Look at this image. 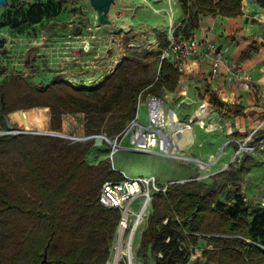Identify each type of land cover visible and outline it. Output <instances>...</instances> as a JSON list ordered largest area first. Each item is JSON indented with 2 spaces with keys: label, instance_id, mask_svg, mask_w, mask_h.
<instances>
[{
  "label": "trees",
  "instance_id": "trees-1",
  "mask_svg": "<svg viewBox=\"0 0 264 264\" xmlns=\"http://www.w3.org/2000/svg\"><path fill=\"white\" fill-rule=\"evenodd\" d=\"M178 1L187 8L188 0ZM242 2L196 0V17L216 13L238 17ZM38 9L20 10L7 25L15 27L18 18L33 13L45 14L41 6ZM5 47L2 38L0 131L7 130L6 117L18 110H29L13 114L24 130H38L46 119L42 108H49L55 131H62L64 115L84 114L88 135L112 138L134 119L140 95L174 93L182 75L164 60L160 76L152 80L149 64L134 65L126 59L96 89L56 81L36 90L21 83L7 66ZM211 101L222 106L214 95ZM94 148V140L72 143L41 135L0 136V264H42L45 254V264H108L121 211L105 207L100 193L105 182H120L124 176L105 159L89 162ZM224 175L225 171L217 177ZM207 187L190 180L154 192L142 251L150 248L155 264H186L197 249H202L204 260L192 264H264V208L249 212L239 194L230 206L220 200L218 191L203 197ZM202 240L207 241L205 247Z\"/></svg>",
  "mask_w": 264,
  "mask_h": 264
},
{
  "label": "rangeland",
  "instance_id": "rangeland-1",
  "mask_svg": "<svg viewBox=\"0 0 264 264\" xmlns=\"http://www.w3.org/2000/svg\"><path fill=\"white\" fill-rule=\"evenodd\" d=\"M195 1L188 0L187 8L184 9L178 0H115L111 10L115 25L101 27L89 0H9V7L0 8V39L5 40L7 54L5 63L14 69L13 73L20 78L21 83L36 90L52 86L56 81L87 91L96 89L105 84L126 59L131 60L134 65L149 64L150 77L157 80L160 76L162 51L168 47L172 37L182 35L190 39L193 31L199 28L201 17H196ZM40 6L45 10L44 15L33 13L26 18H18L15 27L7 25L8 20H16V13L20 10L37 12ZM48 8L50 12L47 11ZM0 80H3V76H0ZM197 91L199 99L206 98L208 92L204 89ZM161 97L166 100L167 108H175L178 112L179 121L172 125L171 130L189 124L192 125L194 134L196 133L194 144L186 147L182 153L190 154L189 150L192 153L207 151L211 146L216 148L218 145L223 146L228 140L235 141L205 159V162H212L221 155L210 166L151 155L175 162L162 169L156 166L155 160H160L158 158L140 157V153L123 150L114 155L110 162L112 169L115 166L134 177L154 176L157 186L164 188L174 182L184 183L190 180H199L210 186L217 179L216 191L220 192L222 202L230 206L239 194L249 212L264 208V121L257 122L254 129L244 130L242 135L234 134L229 123H225L227 115L220 113L215 119L212 116L213 108L201 102L189 108L185 107L184 102L190 101L192 92L188 95L164 92ZM202 106L203 110L200 109ZM21 111L28 110L15 112ZM47 112L51 114L50 110ZM139 113L141 122L147 124V110L144 105L140 106ZM11 114L10 119L13 117ZM84 122V114H67L62 120V125H66V132L64 127L62 131H49L69 136L65 140L72 143H89L93 140H79L89 136ZM17 126L20 125L14 127L18 128ZM38 129L46 130L45 124L40 123ZM255 129H259L258 132L250 137ZM117 136L111 139H116ZM245 142L246 150L241 151V145ZM259 142L262 144L254 150L252 146ZM125 144L128 145L129 142ZM94 149L97 153L92 156L99 160L112 153V146L107 142L101 150L98 147ZM231 158V162L225 166L223 161ZM89 162H93L92 157H89ZM224 171L226 175L217 177ZM140 204V201L136 202L133 209L138 211ZM146 214L137 233L134 255L137 263L155 264L152 250L149 248L143 252L141 249V238L150 217ZM200 243L201 247H205L207 241L202 240ZM198 250L201 253L202 249Z\"/></svg>",
  "mask_w": 264,
  "mask_h": 264
},
{
  "label": "crops",
  "instance_id": "crops-1",
  "mask_svg": "<svg viewBox=\"0 0 264 264\" xmlns=\"http://www.w3.org/2000/svg\"><path fill=\"white\" fill-rule=\"evenodd\" d=\"M193 36L202 42L213 41L227 47L228 62L236 66L241 75L250 77L251 89L249 91L244 90L239 84L232 81V76L225 67L220 69L218 75H213L208 62H200L195 58H189L186 60L185 71L181 75L180 84L175 93L188 95L189 92H192V97L189 99L190 101L187 103L184 102V104H188L187 108L200 104L199 102H201V104L203 103L213 108L212 111H214V114L212 116H214L215 119L218 118L220 113L227 115L225 116V118H227L225 123H229L234 134L242 135L244 130L254 129L257 122L261 120L264 121V0H254L252 3L243 0L242 15L238 17H224L218 13L201 16L199 28L193 31ZM192 89L195 90L193 91ZM197 89H204L208 92L205 99L202 100L198 98ZM212 95L218 98L222 104L221 107H217L212 103ZM203 107L204 106L200 109L203 110ZM42 109H44V116L46 117L45 129L47 131L53 130L51 127V114L47 112L50 109ZM15 113L11 115L13 116ZM177 113L174 112L176 115ZM233 114H235V116ZM13 117L10 119L13 127L20 125L17 126L18 128L16 129L26 128L19 119ZM63 117H67V115ZM197 117L200 118L199 115H197ZM177 121H179L178 117ZM190 126L193 130L192 125ZM63 127V130H65L66 125ZM195 141L196 133L194 134L193 144ZM219 146L222 145H218L216 148L215 146H211L209 150L198 153H192V151L189 150V153L205 160L212 157L219 149L222 150L224 144L222 147ZM100 148L101 147H98V149ZM94 153L97 152L94 151L92 154L94 155ZM92 154L90 155V157L93 158L92 163H99V161L106 158L104 157L99 160L97 157H93ZM139 156H147L150 159H160L158 161L155 160L157 164L155 165L159 168L162 167V169L175 164L173 160L165 158H155L154 156H148L146 154H139ZM231 160L232 158L223 161L224 165L226 166V163L229 161L231 162ZM211 247L212 246H210V248ZM196 252L197 256H202V251L199 253L197 249Z\"/></svg>",
  "mask_w": 264,
  "mask_h": 264
},
{
  "label": "built area",
  "instance_id": "built-area-1",
  "mask_svg": "<svg viewBox=\"0 0 264 264\" xmlns=\"http://www.w3.org/2000/svg\"><path fill=\"white\" fill-rule=\"evenodd\" d=\"M1 42V39H0ZM6 51V49H4ZM228 48L213 41H199L196 37L190 39L178 35L172 37L168 47L162 51L161 61L169 60L175 67L183 73L185 71L186 60L195 58L200 62H208L210 64L211 72L213 75H218L220 69L225 67L229 74L232 76L231 80L239 84L244 90L251 89L250 77L241 75L239 70L233 64H230L227 59ZM144 105L147 110L148 123L141 122V115L139 108ZM176 110L167 108L166 100L161 96L148 95L144 97L139 96L137 113L134 119L124 129V131L117 136L114 140L120 146L116 152L112 150V161L114 155L120 151H128L132 153H140L146 155L161 156L164 154L162 148L166 141L164 131L168 127L170 115ZM177 113V112H176ZM186 123V122H182ZM264 126V123L262 124ZM259 129H255L250 137L256 135ZM99 135H89L88 140H94V137ZM87 137V136H86ZM121 142L119 143V139ZM109 139V138H108ZM129 144H125V142ZM235 140H228L224 146H228ZM124 143V144H123ZM262 143L252 146L254 150ZM247 143L241 145V149L246 148ZM114 171L123 174L124 180L120 182L107 181L103 184L100 193V202L108 208H116L121 211V219L115 234V238L111 248V258L108 264H140L134 255V245L137 239L135 234L136 223L138 219V212L146 206L147 213L150 216L152 208V200L154 192H165L167 187L161 188L156 184L154 176H129L124 171H120L113 166ZM140 201V209L138 211L133 209V205ZM147 214H145V217ZM142 220L141 225L143 224ZM140 225V227H141ZM169 242V240H168ZM132 254L129 255L126 250L129 249ZM197 250L192 252L189 261L186 264H192L198 259L203 261V256H197ZM161 258L162 254L159 255Z\"/></svg>",
  "mask_w": 264,
  "mask_h": 264
},
{
  "label": "bare ground",
  "instance_id": "bare-ground-1",
  "mask_svg": "<svg viewBox=\"0 0 264 264\" xmlns=\"http://www.w3.org/2000/svg\"><path fill=\"white\" fill-rule=\"evenodd\" d=\"M175 122H177V115L173 113L169 117L167 129L164 131V136H165L166 141L164 142V144L162 146V148L164 149V154H162L160 157L184 159L186 161L198 163V164H201L203 166L213 165L214 163H216L221 158V155H220L219 157L213 159L212 162L211 161L205 162L204 160H202L196 156H193L191 154L182 153V151H184V149L186 147L193 144L194 134H193V130L189 124H184L183 127L180 129L173 128V130L171 131L172 125ZM170 126H171V128H170ZM31 132L45 133V132H51V131L38 129V130H31ZM79 140H84V137H82V139H79ZM110 143H111L112 147L114 148V152H116L118 149H120V146L118 144H116L115 141L110 140ZM183 146H184V148L182 149ZM223 147H226V146H223ZM222 149H224V148H222ZM242 150H246V148L244 147L243 149H241V151ZM146 213H147L146 206H144L137 213L138 219H137V223H136L137 226L135 229V234L138 231V229L140 228V225H141L142 220L144 219ZM126 252L129 255L132 254V251L130 250V248L127 249Z\"/></svg>",
  "mask_w": 264,
  "mask_h": 264
},
{
  "label": "water",
  "instance_id": "water-1",
  "mask_svg": "<svg viewBox=\"0 0 264 264\" xmlns=\"http://www.w3.org/2000/svg\"><path fill=\"white\" fill-rule=\"evenodd\" d=\"M91 6L95 10L97 14V22L101 27H107V26H114L115 21L112 19L111 16V10L112 6L115 4V0H89ZM248 3L254 2V0H246ZM10 3L9 0H0V8L2 6L9 7ZM185 107L188 106V104H184ZM6 124H7V130L0 131V136L2 135H9V134H32V135H41V136H50V137H57L62 139H69L70 137L59 132H45V133H38V132H31L24 129H16L13 127L10 117H6ZM99 136L94 137L95 146L97 147H103L105 142L110 143V138L107 134H98ZM109 138V139H108ZM89 136L84 137V140H88ZM112 146V145H111ZM113 150V147H112ZM114 151V150H113ZM107 162H112V154L105 158ZM218 187V180L215 179L214 182L206 188L203 192V197H207L214 191H216ZM47 261V254L44 255V260L42 264H45Z\"/></svg>",
  "mask_w": 264,
  "mask_h": 264
}]
</instances>
